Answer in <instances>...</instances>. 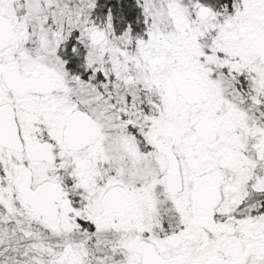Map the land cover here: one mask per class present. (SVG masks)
<instances>
[{"label": "snow or ice", "instance_id": "snow-or-ice-1", "mask_svg": "<svg viewBox=\"0 0 264 264\" xmlns=\"http://www.w3.org/2000/svg\"><path fill=\"white\" fill-rule=\"evenodd\" d=\"M0 264H264V0H0Z\"/></svg>", "mask_w": 264, "mask_h": 264}]
</instances>
